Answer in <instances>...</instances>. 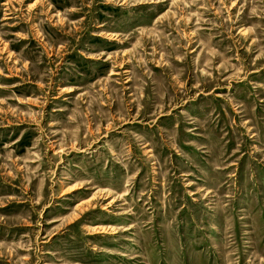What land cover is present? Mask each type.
Returning a JSON list of instances; mask_svg holds the SVG:
<instances>
[{"label":"rangeland","instance_id":"374dc122","mask_svg":"<svg viewBox=\"0 0 264 264\" xmlns=\"http://www.w3.org/2000/svg\"><path fill=\"white\" fill-rule=\"evenodd\" d=\"M0 264H264V0H0Z\"/></svg>","mask_w":264,"mask_h":264}]
</instances>
